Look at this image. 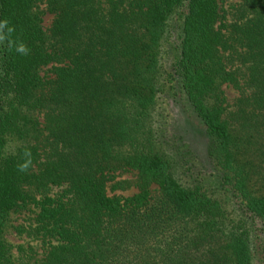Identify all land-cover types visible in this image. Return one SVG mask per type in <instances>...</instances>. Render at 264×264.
I'll return each mask as SVG.
<instances>
[{
	"label": "trees",
	"instance_id": "trees-1",
	"mask_svg": "<svg viewBox=\"0 0 264 264\" xmlns=\"http://www.w3.org/2000/svg\"><path fill=\"white\" fill-rule=\"evenodd\" d=\"M4 19L30 52L0 45V264H264V0Z\"/></svg>",
	"mask_w": 264,
	"mask_h": 264
},
{
	"label": "clouds",
	"instance_id": "clouds-1",
	"mask_svg": "<svg viewBox=\"0 0 264 264\" xmlns=\"http://www.w3.org/2000/svg\"><path fill=\"white\" fill-rule=\"evenodd\" d=\"M14 32V27L10 25L7 19L0 20V45L4 44L7 41V46L9 50H14L16 53L21 55H28L30 49L26 46L25 43L19 42L16 43L12 38L11 35ZM22 157L24 158V162L17 165V169L20 172H27L28 169L32 165V154L30 149H25L22 153Z\"/></svg>",
	"mask_w": 264,
	"mask_h": 264
},
{
	"label": "rangeland",
	"instance_id": "rangeland-1",
	"mask_svg": "<svg viewBox=\"0 0 264 264\" xmlns=\"http://www.w3.org/2000/svg\"><path fill=\"white\" fill-rule=\"evenodd\" d=\"M231 1H234V0H231ZM49 16V15H48ZM47 17V16H46ZM48 20H47V18H46V22H47ZM226 94H227V96L229 97V98H232V96H234L235 94H236V92H235V90L233 89V88H230V87H228V88H226ZM123 176H126V174H123ZM19 238V237H18ZM18 238H13L15 241L16 240H19Z\"/></svg>",
	"mask_w": 264,
	"mask_h": 264
}]
</instances>
